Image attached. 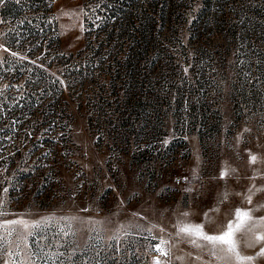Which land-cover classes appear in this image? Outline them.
Wrapping results in <instances>:
<instances>
[{
    "label": "rangeland",
    "instance_id": "1",
    "mask_svg": "<svg viewBox=\"0 0 264 264\" xmlns=\"http://www.w3.org/2000/svg\"><path fill=\"white\" fill-rule=\"evenodd\" d=\"M238 209L251 261L181 231ZM0 213V264H264V0H0Z\"/></svg>",
    "mask_w": 264,
    "mask_h": 264
},
{
    "label": "snow or ice",
    "instance_id": "2",
    "mask_svg": "<svg viewBox=\"0 0 264 264\" xmlns=\"http://www.w3.org/2000/svg\"><path fill=\"white\" fill-rule=\"evenodd\" d=\"M247 131V129H246ZM257 160V157L256 155H250V161L255 163ZM232 171H235V169H233ZM228 173L225 171V172H222L221 173V177L223 178L225 175H227ZM251 191V189L249 190ZM249 203L251 202V197L249 196ZM2 214V213H0ZM236 216L237 218L239 219V223L236 224L235 228H233L232 224L230 223L228 226H227V231H225L223 234H220V235H208L206 234L204 231H203V225H195V226H184L181 228V231L182 232H185V233H189V234H195L196 236L202 238V239H205V240H208L209 242H212V243H220V244H225V245H228V251L229 252H234L236 253V256H237V259H246V260H253L255 259V257H240L239 253L236 252V243L234 242L233 240V234L235 231H238L242 228V226L245 224V222L247 220H250L251 219V216H250V213L248 211H241V210H237L236 212ZM258 241H264V236H258L256 238ZM162 254H163V251L161 250ZM259 256H264V248H262L260 250V252L257 254Z\"/></svg>",
    "mask_w": 264,
    "mask_h": 264
},
{
    "label": "built area",
    "instance_id": "3",
    "mask_svg": "<svg viewBox=\"0 0 264 264\" xmlns=\"http://www.w3.org/2000/svg\"><path fill=\"white\" fill-rule=\"evenodd\" d=\"M176 181H177L178 184H183L184 183V181H182L181 178H177Z\"/></svg>",
    "mask_w": 264,
    "mask_h": 264
},
{
    "label": "bare ground",
    "instance_id": "4",
    "mask_svg": "<svg viewBox=\"0 0 264 264\" xmlns=\"http://www.w3.org/2000/svg\"><path fill=\"white\" fill-rule=\"evenodd\" d=\"M163 262L161 260L158 261V264H162Z\"/></svg>",
    "mask_w": 264,
    "mask_h": 264
}]
</instances>
